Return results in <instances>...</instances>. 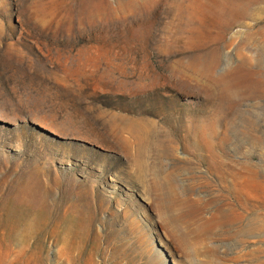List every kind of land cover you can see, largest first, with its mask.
<instances>
[{"label":"rangeland","instance_id":"1","mask_svg":"<svg viewBox=\"0 0 264 264\" xmlns=\"http://www.w3.org/2000/svg\"><path fill=\"white\" fill-rule=\"evenodd\" d=\"M0 264H264V0H0Z\"/></svg>","mask_w":264,"mask_h":264},{"label":"bare ground","instance_id":"2","mask_svg":"<svg viewBox=\"0 0 264 264\" xmlns=\"http://www.w3.org/2000/svg\"><path fill=\"white\" fill-rule=\"evenodd\" d=\"M245 10H246V9H245ZM235 11L239 12V11H240V9H238V8H237ZM191 14H192V13H191ZM191 14H190V15H191Z\"/></svg>","mask_w":264,"mask_h":264},{"label":"water","instance_id":"3","mask_svg":"<svg viewBox=\"0 0 264 264\" xmlns=\"http://www.w3.org/2000/svg\"><path fill=\"white\" fill-rule=\"evenodd\" d=\"M41 128V127H40ZM41 129H43V128H41ZM43 130H45V129H43ZM48 131V130H47Z\"/></svg>","mask_w":264,"mask_h":264}]
</instances>
